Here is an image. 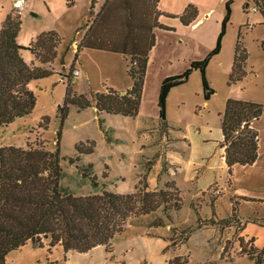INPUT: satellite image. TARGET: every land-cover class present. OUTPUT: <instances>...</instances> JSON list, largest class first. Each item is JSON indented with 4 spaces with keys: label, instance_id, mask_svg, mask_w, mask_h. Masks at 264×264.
I'll return each instance as SVG.
<instances>
[{
    "label": "rangeland",
    "instance_id": "1",
    "mask_svg": "<svg viewBox=\"0 0 264 264\" xmlns=\"http://www.w3.org/2000/svg\"><path fill=\"white\" fill-rule=\"evenodd\" d=\"M95 1L94 14L105 0ZM147 1L136 0L139 11L145 9ZM13 2L0 0V27L8 16L20 14L17 40L23 47L22 57L30 67L46 68L50 74L29 82L35 106L28 115L0 128V147L59 148L64 173L61 186L77 196L101 193L103 188L117 193L155 190L149 188L153 177L150 186L156 187L155 180L164 181L157 191L163 189L172 198L179 196L181 208L168 205L171 219L164 206L132 217L125 230L111 240V249L99 245L86 252H65L60 244L50 247L48 240L43 246L28 242L9 253L6 264H255L242 252L241 244L247 249L254 245L264 248V111L255 123L259 163L228 172L237 191L234 195L223 197V191L215 193L220 187L213 185L194 198L195 189L190 183L175 185L164 174L169 168L180 170L177 161L167 160L168 151H174L178 160L198 158L201 148L207 155L216 147L221 150V119L227 99L264 104V14L256 2L159 0L161 26L154 28L155 45L149 53L139 113L133 117L95 107L97 92L112 89L125 93L131 88V56L92 48L76 54L92 18V0H26L22 11H17ZM228 8L220 51L211 55L205 69L214 92L205 99L202 73L193 69L184 83L170 90L163 122L159 105L162 81L184 73L192 61L208 57L217 45ZM186 11L188 22L181 19ZM44 32H55L59 38L56 55L48 62L28 48ZM237 44L245 54L238 75L233 71ZM68 84L73 92L86 95L91 106L69 105L62 123L60 108ZM106 130L111 141L107 140ZM91 141L94 151L79 154L76 146L83 142L87 148ZM190 141L193 150L188 147ZM83 169L90 174L88 177L82 174ZM92 176L98 188L93 186ZM217 196L218 218L213 208ZM161 219L164 224H158Z\"/></svg>",
    "mask_w": 264,
    "mask_h": 264
},
{
    "label": "trees",
    "instance_id": "2",
    "mask_svg": "<svg viewBox=\"0 0 264 264\" xmlns=\"http://www.w3.org/2000/svg\"><path fill=\"white\" fill-rule=\"evenodd\" d=\"M254 1L264 14V1ZM95 2H91L92 18L86 24L87 29L77 45L76 54L83 48H92L130 55L128 73L134 81L125 93L112 89L97 92L95 107L98 111L111 114L137 116L149 53L155 45L154 28L161 26L158 20L161 14L159 0H150L152 4L147 1L143 11L138 10L136 0H105L94 14ZM229 13L228 8L217 45L208 57L192 61L184 73L166 77L162 81L159 105L163 122L170 90L184 83L193 69H200L202 73L205 99H209L214 92L206 80L205 69L211 55L220 51ZM187 16L188 11L181 19L188 22ZM19 28L20 14L8 16L0 27V128L32 112L36 97L28 84L32 79L50 74L46 68H32L25 62L21 54L23 47L17 40ZM58 41L55 32H44L28 48L41 61L48 62L56 55ZM242 51L237 44L233 66L236 75L244 62L245 54ZM75 94L72 85L68 84L60 108L62 123L67 117L69 105L80 108L91 106V100L86 95ZM263 111V103L227 99L222 112V147H225L230 173L234 165H252L259 158V133L255 123ZM105 133L107 140L111 141L108 130ZM84 145L82 142L76 146L79 154L94 151V141L87 148ZM88 166L92 168L93 164L89 163ZM81 171L85 177L90 175L86 169ZM63 174L59 148L51 151L43 145L0 147V264H6L9 253L28 242L43 246L44 240H48L50 247L60 244L65 252H86L99 245L111 249V240L125 230L132 217L149 214L164 206L165 214L171 219L169 208H181L179 196L172 198L163 189L146 188L136 189L132 193H117L103 188L101 193L77 196L61 186ZM91 182L98 188L94 176ZM168 205L172 207L168 208ZM158 224H164L163 219ZM241 248L255 264H264V248L259 249L254 245L247 249L242 244ZM255 250L258 251L254 253Z\"/></svg>",
    "mask_w": 264,
    "mask_h": 264
},
{
    "label": "crops",
    "instance_id": "3",
    "mask_svg": "<svg viewBox=\"0 0 264 264\" xmlns=\"http://www.w3.org/2000/svg\"><path fill=\"white\" fill-rule=\"evenodd\" d=\"M221 127H222V122H221ZM223 139L224 136L222 131V140L220 142L221 150L218 151V148L216 147L215 151H211L207 155V153H204V150L201 148V150L198 153L200 154L198 158L194 156L192 157L187 156L186 158L181 157L180 159L176 160L174 157V151L172 152L168 151L167 160H169L170 162H172V159L173 161H177L180 164V166L178 167L180 170H172V168H169V170H167L164 174L165 177H167L168 180L169 179L172 180L175 183V185L184 181L190 183L195 189L194 198L198 197L200 194H204L205 192L209 191L213 187V185H217L220 187L217 189V191L215 190V193L220 195L223 191V197H225L229 193L233 194V192H237L234 190L232 185L233 182H231L230 181L231 179L229 178V174H228L229 167L227 165L225 158V147H222ZM192 146H193V141H190L188 147L193 150ZM259 161H260V154L257 161L252 165L236 164L233 166L232 170H235L238 167L253 166L258 164ZM150 182H149V188L150 187L152 189L155 188V190L162 188L164 183V181L162 182V180L159 179L158 181L155 180L156 187L150 186L153 184V177L150 178ZM218 196L215 198L214 201V213L217 215V218L220 215L218 211V202H219Z\"/></svg>",
    "mask_w": 264,
    "mask_h": 264
},
{
    "label": "built area",
    "instance_id": "4",
    "mask_svg": "<svg viewBox=\"0 0 264 264\" xmlns=\"http://www.w3.org/2000/svg\"><path fill=\"white\" fill-rule=\"evenodd\" d=\"M25 1L26 0H14L13 5H14L15 9H17L18 11H22L25 7ZM254 10H257V8L253 7V11ZM74 73L76 75H78L79 71L75 70Z\"/></svg>",
    "mask_w": 264,
    "mask_h": 264
}]
</instances>
